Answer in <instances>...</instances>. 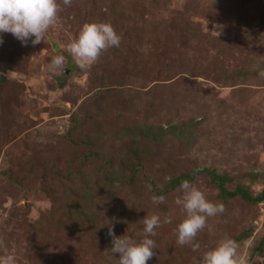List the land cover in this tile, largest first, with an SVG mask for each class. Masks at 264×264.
Segmentation results:
<instances>
[{
    "label": "rangeland",
    "instance_id": "1",
    "mask_svg": "<svg viewBox=\"0 0 264 264\" xmlns=\"http://www.w3.org/2000/svg\"><path fill=\"white\" fill-rule=\"evenodd\" d=\"M58 3L43 43L0 33V238L17 264H117L109 227L140 239L151 214L161 225L147 264H193L225 235L264 264V202L222 199L204 172L225 176L228 191L264 189V0ZM90 22L121 42L81 69L62 45ZM58 54L60 75L49 71ZM130 156L143 165L133 180ZM185 173L225 209L197 235L199 252L176 243L179 189L151 200Z\"/></svg>",
    "mask_w": 264,
    "mask_h": 264
},
{
    "label": "clouds",
    "instance_id": "2",
    "mask_svg": "<svg viewBox=\"0 0 264 264\" xmlns=\"http://www.w3.org/2000/svg\"><path fill=\"white\" fill-rule=\"evenodd\" d=\"M72 0H63V5H71ZM61 5L58 0H0V33H10L22 45H37L43 43L46 34L60 20ZM121 37L109 23L90 22L81 25L78 33L63 48L70 54L74 63L85 69L96 63L103 52L112 47H119ZM3 43L0 38V44ZM66 58L56 55L49 64V71L60 75L64 71ZM264 75V72H261ZM180 195L174 203L182 209L183 216L174 228L176 243L190 246L192 251L199 252L200 244L196 242L197 235L207 227V219L224 212L222 203L209 201L205 194L187 180L179 186ZM153 204L165 202L164 195H153ZM143 230L140 239L129 236H115L109 227L108 236L112 238L111 254H119L117 264H147L154 256L156 244L153 239L155 229L161 225L158 214L145 216L141 220ZM164 223H172L170 217H165ZM211 235H214L210 231ZM0 264H17L14 254L9 253L3 238H0ZM193 264H248L247 258L237 251L236 242L228 236L217 240L214 247L202 253Z\"/></svg>",
    "mask_w": 264,
    "mask_h": 264
},
{
    "label": "trees",
    "instance_id": "3",
    "mask_svg": "<svg viewBox=\"0 0 264 264\" xmlns=\"http://www.w3.org/2000/svg\"><path fill=\"white\" fill-rule=\"evenodd\" d=\"M132 153H136V151H132ZM129 155L130 154L126 155L127 158L129 157ZM131 157L132 156H130V158ZM131 159L135 160L134 162L136 164L133 165V168L131 169L132 176L129 177L127 180H133L135 175L137 173L141 172V170H143L142 161L140 160L139 157L137 159H135V158H131ZM102 170H103V172L106 171L105 168H103ZM204 172L209 177L212 185L216 187V189L219 193V196L222 199L239 198L240 200H243L244 202L249 203V204H259V203L264 202V189L261 191V193L259 195L255 196V197L250 195V193L247 191V189L245 187H242V186H236L234 188V190L228 191L225 188V183L228 181L225 176H223V175L221 176L218 172H216L214 170H205ZM193 175H195V174L185 173V174L173 176V177H171V179L168 182L165 183V185L163 186L162 189H158L152 185L154 188L153 191L157 196L158 195L166 196L167 194L174 192L177 189H179V186H180L182 181L187 180L189 182H192V180L194 178ZM111 176L113 177L112 169H110V173L108 174V177L105 179L106 180L105 186H107V187H112ZM247 238H249V236L247 234H244L241 237V239H247ZM256 251L259 255L263 254V252H264V238L260 241L259 245L256 247Z\"/></svg>",
    "mask_w": 264,
    "mask_h": 264
}]
</instances>
